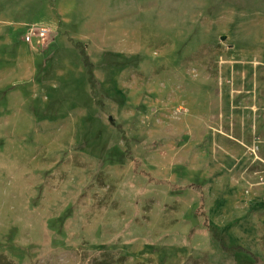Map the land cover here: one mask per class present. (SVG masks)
Masks as SVG:
<instances>
[{
	"label": "rangeland",
	"instance_id": "1",
	"mask_svg": "<svg viewBox=\"0 0 264 264\" xmlns=\"http://www.w3.org/2000/svg\"><path fill=\"white\" fill-rule=\"evenodd\" d=\"M105 251L264 264V0H0L1 263Z\"/></svg>",
	"mask_w": 264,
	"mask_h": 264
},
{
	"label": "trees",
	"instance_id": "2",
	"mask_svg": "<svg viewBox=\"0 0 264 264\" xmlns=\"http://www.w3.org/2000/svg\"><path fill=\"white\" fill-rule=\"evenodd\" d=\"M78 48H81V47L78 46ZM191 186L201 192V187L199 185L193 184ZM208 226L210 227L212 232L215 234V236L218 238V240L220 241L225 251L227 252H248L242 246H238V245L228 246L225 240L222 237H220L219 233L216 231V228H214V226L211 225L210 223ZM253 258L256 262L259 261V258L254 255H253ZM3 259H4L3 257H0V264H2L1 262ZM93 259H94L93 264H122V262L125 260L124 257L117 258L115 253L108 252V251L102 252L100 254H95Z\"/></svg>",
	"mask_w": 264,
	"mask_h": 264
},
{
	"label": "built area",
	"instance_id": "3",
	"mask_svg": "<svg viewBox=\"0 0 264 264\" xmlns=\"http://www.w3.org/2000/svg\"><path fill=\"white\" fill-rule=\"evenodd\" d=\"M49 33L50 29L48 27L40 24H31L29 30L26 32L23 38L26 42L32 41L34 37H37L42 41Z\"/></svg>",
	"mask_w": 264,
	"mask_h": 264
}]
</instances>
